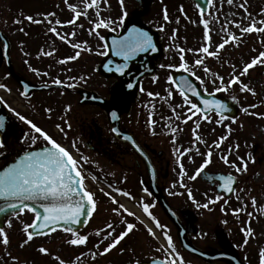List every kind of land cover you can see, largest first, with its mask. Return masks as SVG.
Returning <instances> with one entry per match:
<instances>
[{
  "label": "rangeland",
  "instance_id": "374dc122",
  "mask_svg": "<svg viewBox=\"0 0 264 264\" xmlns=\"http://www.w3.org/2000/svg\"><path fill=\"white\" fill-rule=\"evenodd\" d=\"M110 0H108L107 3H103V0H101V16L104 18H110L112 20L117 21V24L113 25V27L116 28V31L120 30V26L118 24V19L115 14L110 11L109 6ZM176 2L177 5H181L180 7L176 8L174 5ZM243 0H235V5H239ZM69 3L73 4H79L80 0H69ZM182 3V4H180ZM43 4V5H42ZM53 5L54 8H52ZM222 5V8H221ZM235 5H228L226 3V0H215V7L210 6L209 12L212 13V15H206L205 18L208 19L210 22L213 21V18L218 16L219 20L223 22V20L227 17L228 19H235V20H241L243 17V10L239 9ZM158 5L157 2L154 4L153 8H150V12L143 17V21H147L149 24H155L154 26L161 27V21H165L160 17V13L158 12ZM112 8V7H111ZM181 8H183V12H181ZM216 8H221V11L219 13L216 12ZM261 8H264V0H248V11L257 19H264V17H260L258 14L261 10ZM134 9H137L135 4H133L130 0H125L124 10L122 11V15L124 14V11L127 12V15L125 17V20L129 18L130 12H132ZM160 10V8H159ZM165 10L168 11L169 18L172 15V11L175 10V12H178V16L181 15V25H178V23L171 24V28H174V30L179 31L178 34H183L184 32H188V36L186 41L193 42V36L196 37L195 40H198V44L201 45V43H205L203 40L204 36V27L199 23L200 20V14L197 12L196 8L194 7V4L190 0H167L165 3ZM54 12L56 15L55 17L51 18L53 20V26H56L54 24L55 19H59L62 22L68 21L72 19L73 13L67 8V6L64 4L63 0H47L46 3L42 0H0V28H2L12 39L13 44V56L14 57H27L29 60V65H32V63L37 60L38 58H54L61 56L57 50L55 51V54L51 56H42L39 55L40 51H52L55 46L56 42L54 41V48H50L49 44H47L46 37H52L50 35H53L55 39L59 41V38L55 36L52 33H49L47 31L49 25L47 23L42 24H33L25 19L26 15H31L35 19H43V14ZM89 14L92 17V19H95V13L93 10H89ZM234 14V15H232ZM157 15V18L152 20V17ZM20 20L21 23L17 24L15 21ZM193 21H196V23H193ZM245 24L248 22L245 20L243 21ZM80 25H83L81 28ZM220 23L212 22L210 23V27L212 29L210 35L212 37V46L210 47L211 51H215V45L222 42V36L224 35L219 31L220 29ZM259 26V25H258ZM58 32H60L62 35L67 36V40L64 41V43L69 44L67 46H71L72 43H77L83 45V43L87 42V47L91 49L92 57L97 55V53L103 49V44L95 35H89V28L90 23L89 20L85 19L83 16L80 17V19L77 22V25L75 29H73L70 25H63V26H56ZM23 28L24 31H20V29ZM183 28V29H182ZM101 30H104L105 32L110 31L111 29H99L100 33ZM72 31L76 32V35L73 37L69 35ZM112 31V30H111ZM230 31L235 33L236 35H240L239 29H236L235 27L230 26ZM49 33V35H48ZM170 33V35H169ZM104 34V33H103ZM101 34V35H103ZM166 38L169 36L168 40H171V37L173 36L172 32L166 33ZM171 36V37H170ZM54 39V40H55ZM44 41V42H43ZM70 41V42H69ZM264 36L257 35L256 33L252 34H246L243 36L242 40L239 42V45L236 46L235 44H229L226 45L225 49L221 50L219 58H212L209 57L207 59L214 60L213 64L215 66V70H219V75L224 77V83L226 81V78L230 76L228 74L229 72H232V66L235 65V68L238 70L242 69L243 64L250 62L253 57H256L259 55L260 51H264ZM46 42V43H45ZM201 42V43H200ZM193 45V43H190ZM62 48H65L68 51V48L62 46ZM61 48V49H62ZM23 49V50H21ZM64 49V50H65ZM77 51V49H75ZM75 51V52H76ZM57 52V53H56ZM72 52V51H71ZM93 52V53H92ZM233 55H232V54ZM171 54V52H170ZM173 54V53H172ZM94 55V56H93ZM202 54L200 53H193L192 56H195V58H200ZM30 58V59H29ZM96 58H102L101 55ZM98 60V59H97ZM189 60V59H187ZM56 61V60H55ZM51 60L48 63L55 62ZM211 61V63H212ZM51 67L53 65H50ZM263 65H257L254 66L252 69L249 70V74L246 75V78L244 79V82H248L250 84V87L254 89L256 92V95H252V98H250V105H257L255 109L258 114L261 115H253L252 110H249L248 113H245L240 108L239 115L235 119V123H223L225 127L228 126L231 128V131L234 133L236 132V137L230 136L227 133L221 134L222 136H228L229 138L224 142L225 150L227 151L228 146H233L232 149L236 151V156L239 155L241 157H245L247 159V154L251 153L252 156L255 157V162H249L248 163V171L246 173L237 174L235 171L228 166L224 165L222 161L219 159V155L222 153L219 149L212 148V151L214 153L213 159L217 163V167H219V170L224 172H231L234 175H237V192L233 193V195L229 199H222L221 201L217 202L216 204H210L209 208L205 209L203 207H197L196 203L193 202V200H190L187 196V189L184 187H181L178 178H179V165L176 163V156L173 151L175 148L180 149H186L185 147L188 146V144L185 143H179L181 137V133L183 132L184 135L187 138H193L192 136V129L194 127V123H190L185 129H184V121L187 115V108L189 106H184L183 108L177 107L178 105H182L183 102L181 100L173 101V103H168V110L171 108H175V112L171 111L169 114V117L172 115L173 118L176 120V128H179L180 130L177 131L174 134L176 143L171 144V148L167 151V155H169V158L172 162V168L174 169V180L171 185V191H169V195L176 196L180 202L178 204V207L180 205H183L184 208H178L182 210H191L196 213L197 217V224L200 229V235L197 237H194L196 241L201 243L202 245H208L211 244L212 241V235L215 234L216 231H224L226 234L232 233V235L237 240L238 247L240 251V257L247 263L251 264H259V257H258V250L261 247H264V214H261L260 208L264 207V72L262 74H259L261 68ZM203 69V68H200ZM199 72V71H198ZM204 72V71H203ZM95 74V73H94ZM92 75V84L93 86L101 83L104 85L106 82L108 83V80L99 78L96 75ZM198 74V73H197ZM200 74V75H199ZM198 76L202 78V74L199 73ZM245 77V76H243ZM160 76L156 77V81H159ZM203 79V78H202ZM213 77L210 75H207L205 78V84L209 89H215V87L219 84V81L217 80L216 84L212 83ZM105 87V85H104ZM238 88V87H237ZM236 87H231L227 92H221L226 96H234L236 91L238 90ZM250 94L249 92H247ZM174 95V94H173ZM236 100L239 98L234 96ZM162 97H157L154 95V100H160ZM252 99V100H251ZM255 99V100H254ZM248 100V99H246ZM249 102V101H248ZM179 116L180 119L177 120L176 117ZM213 119V118H211ZM242 125V126H241ZM215 128H218V126H214ZM213 128H209L208 131H206L204 134H202V138L205 141L204 145H207L210 147L213 143V141H217L218 137L217 135H214L212 130ZM178 132L180 134H178ZM218 133V132H217ZM219 134V133H218ZM233 134V133H232ZM173 137V136H172ZM179 138V139H178ZM179 140V141H178ZM179 143V144H178ZM239 144V149L237 150L235 148V145ZM180 145V146H179ZM207 147V149H208ZM216 150V152H215ZM220 152V153H219ZM180 157L181 162L184 165V168L187 172V175L183 178L184 184L187 186L189 184H195L197 185V188L195 189V192L193 193L194 199L199 204L203 205L204 203L208 202L209 197H215V193L213 191H209L207 188L198 187L199 179L195 181L189 180L188 176L193 175L195 173V170L197 167H195L194 162H184V158ZM189 161V160H188ZM93 168L98 171V173H101V170L105 172L107 175V179H109L110 183L113 185H116L119 181L117 170L111 169L109 166L105 165V163L101 162L98 159H91L89 161ZM242 166V165H241ZM178 171V172H177ZM177 175V176H176ZM191 182V183H189ZM99 185L95 187V200L97 202V210L95 211L94 215L88 221V224L86 227L80 231V234L88 235L89 236V242L86 246L77 247V250H73V248H68V245L64 243L66 240V234L63 232L52 234L51 236H44L43 238L33 240L29 245H27L24 248L20 247V243L25 239V235L23 233V224L24 223H30L32 220V217L29 213L25 212L21 215L20 219L17 220L13 216L9 220L12 221V227L8 228L7 223L4 225L5 231L8 233L10 238V244L8 246H4L0 243V264H58V262L53 259V256L59 255L62 259H64L66 262L68 261V258L73 255L75 258L76 256H79L81 253H84L85 255L81 258V260L78 262V264H127L130 262L129 260L125 261L120 259V256H123L126 252L130 251L135 252V254L139 255L141 258L146 259L151 257H162L168 259L169 257L166 256L165 250L162 249L161 252L157 251L158 246L161 248L162 243V236L160 233H157L158 236L161 237V239H154L152 236H150L143 231L146 230L145 226L140 223L135 216L127 215V213H123L120 216H117L113 213L112 209L116 208L117 205L112 202L110 199V196L108 193H110L112 196L126 199L127 201H133L130 199V197L120 195L116 190L111 189V191L106 190L107 188L101 187V183L97 182ZM175 184V186H173ZM179 186V187H178ZM115 187V186H114ZM121 189V188H120ZM240 189H244L243 192L239 191ZM132 195H134V198L138 200V202L143 199L144 202L149 203L151 205V200L146 199V195H141L143 192H129ZM237 196L240 197V199H237ZM127 197V198H126ZM256 197L257 199V206L256 208H253L251 205V198ZM232 199V203L236 204V206L239 207V205L244 206L245 210L243 211V215L241 213V218L238 219L237 217H233L232 220L228 221L227 218L232 214V209L229 208V200ZM224 200H227L228 203L225 205ZM119 201V200H118ZM119 203L122 204V202L119 201ZM137 204V203H136ZM225 208V211H221V207ZM150 211L152 214L157 218V220L166 226L164 229L167 231L171 237L173 238V242L175 245L176 250L180 253V255L183 257V260L185 264H205L201 262L198 259L192 258V256H189L185 253H183L180 250L179 243L177 241V237L174 231V228H172L165 218L162 216V214L155 209L151 208ZM183 212V211H182ZM248 212H252L253 216L249 217L247 216ZM131 218L128 219V223H133L136 225V228L133 232H131L114 250H112L110 253L103 255V256H96L95 259L89 254L90 252H95L97 249L95 248V245L99 240L102 239V237H95L96 231L101 230L104 232L106 230V224L107 223H113L116 226L115 235H118L119 229L122 228V231L125 228V225L121 223V218L124 217ZM137 216V215H136ZM134 220V221H133ZM138 224H142L144 226L143 230H141V226ZM254 229L255 236L254 238L250 239V242L247 246L241 247L244 236L241 232V228L244 227L246 224H249ZM11 232V233H10ZM207 235V238L204 237L205 234ZM93 239V241H91ZM111 242L105 241L103 244H101L100 251L103 250V247L107 246V243ZM158 245V246H157ZM40 246H44L49 249L51 255H41L36 250ZM121 249H124V252L121 253ZM71 250V251H70ZM12 257H17L18 261H13ZM127 258V256H126ZM132 257H130L131 259ZM75 260V259H74ZM67 264H69L67 262Z\"/></svg>",
  "mask_w": 264,
  "mask_h": 264
},
{
  "label": "snow or ice",
  "instance_id": "6c2138e0",
  "mask_svg": "<svg viewBox=\"0 0 264 264\" xmlns=\"http://www.w3.org/2000/svg\"><path fill=\"white\" fill-rule=\"evenodd\" d=\"M64 4L67 8L73 13L72 19L68 21L62 22L59 19H55L54 24L56 26L70 25L75 29L78 20L80 17H84L89 20L90 28L89 35H95L100 41L105 40V36L100 34L99 29H111L112 31H116V28L113 25L117 24V21L112 20L110 18H104L101 16V0H80L79 4L69 3V0H63ZM108 0H103V3H107ZM122 11L124 10L125 0H119ZM207 5L215 7V0H206ZM228 5H235V0H226ZM239 9L243 10V17L241 20L228 19L227 17L221 22L219 17L216 16L213 18L212 22L220 23L219 31L223 33L222 42L215 45V51H211L210 47L212 46V37L210 35L212 29L210 27V22L205 18L206 15H212V13L205 12V8L201 6L199 3L196 5V8L200 12V20L199 23L204 27V44L196 50L188 49L189 52H198L201 55L200 58L194 61L193 66H189L187 61L185 60V49L176 46L177 51L180 53V64L176 65H161L162 68H172L177 67L178 70H183L185 73H191L192 76L195 77L197 81L200 82V86L207 91V88L204 87L205 80L200 76L196 75L195 68H203L205 74L213 77L212 83L216 84L217 80L219 84L215 87L214 92H210L209 96L214 95V93L218 92H227L233 85L239 84V91L249 92L252 95H256L254 89L250 87L249 84L243 83L241 77L249 74V70L254 66L264 65V51H260L259 55L253 57L250 62L243 64L242 69L238 70L235 68V65L232 66L233 72L231 74L230 79L227 84L224 83V77L220 76L218 73H213L209 67L205 65V57L219 58L221 50L225 49L226 45L235 44L239 45V42L242 40L243 36L246 34L256 33L257 35L264 36V19H257L248 11V0H243L239 5H235ZM222 8V5H221ZM221 8H216V12L219 13ZM89 10H93L95 13V19L89 14ZM181 12H183V8H181ZM54 12L43 14V19H35L33 16L29 15L25 17V19L33 24H42L47 23L49 25L47 31L49 33L54 34L61 41H66L67 36L62 35L58 32L57 27L53 26V20L51 18L55 17ZM127 12L124 11V14L120 16L118 24L120 27H124L125 17ZM234 15V14H232ZM260 17H264V8H261L259 14ZM164 20L168 21L169 16L167 14V10H165ZM247 21L245 24L243 21ZM15 23H21L20 20L15 21ZM196 23V21H193ZM259 25V26H258ZM230 26L239 29L240 35H236L235 33L230 31ZM82 28L83 25H80ZM163 30V29H161ZM20 31H24L23 28ZM69 35L75 36L76 32L72 31ZM173 35H175V30ZM70 42V41H69ZM264 43V41H262ZM74 49H77L75 55L67 57L65 59H61L57 61L60 64H67L69 60H76L81 55V50L91 51L89 47H87V42L85 41L83 45L72 43L71 45ZM103 48L105 50L99 51L97 54L101 56H107L109 54V50L111 54L115 57H120L124 61L123 63H113V61H109L108 64L105 65V68L110 72L120 73L121 75L125 74V69L128 68V61L134 58L138 53L144 52H156L157 46L153 41L152 35L149 32L143 30L142 28L136 27L134 24L127 29L126 34H122L119 37H113L111 41V45L109 48L108 44H104ZM23 50V49H21ZM55 52V49L52 51H43L41 50L39 55L42 56H51ZM28 64V61H25ZM30 71L35 73L36 75H47V73H40L36 68L31 67L29 65ZM83 79V77H81ZM156 79L155 77L153 78ZM168 81L171 85H174V91L178 92L179 95L183 98V104L178 105L177 107L183 108L184 106H189L187 108V115L184 123L187 124L188 121L192 120L193 117H196L197 120L210 121L211 116L209 113L215 111L218 119L215 121L217 124H221L225 119L223 115L224 112L229 111L228 105L223 103L221 100L217 99H203L201 97V92L197 90V87L186 77L180 76L178 80L174 79L171 75L168 76ZM54 84H62L63 82L59 79H55L52 81ZM72 86V85H69ZM135 86L133 82H128L126 87L132 89ZM6 88V85L0 83V89ZM27 88V86H25ZM7 91H11V89H6ZM143 91V88L140 89ZM188 93L191 94V98ZM21 96H25L27 94L26 91H22ZM173 94V89H169L168 98L170 99ZM150 97L159 96V93L153 94L151 92L148 93ZM201 97L199 100V104L197 102H193V98ZM235 100V97H231ZM3 98L0 97V103H3ZM202 105L203 107H201ZM155 106L153 105V108ZM251 108H256L257 105L253 104L250 106ZM10 108V106H9ZM12 112L21 120L26 122L30 126V132L25 133L23 139L25 141H30L32 145H36L38 140L43 139L45 141L46 146L39 148L37 151H25L22 155H20L13 163L4 166L0 169V201H3V204L0 205V213L10 212L15 219L19 220L21 215L27 212L34 213L35 218L31 223L23 224V233L25 235V239L20 243V247L24 248L29 245L34 238L36 237H44L51 236L58 229L68 234L71 238L66 239L64 241L68 246L81 247L86 246L89 242V236L80 234L77 225L81 223H87L88 220H83L82 217H87L90 219L95 211L97 210V202L95 200V194L88 190L86 184V175L83 171V163H87V160L82 156H74L73 153L69 150L68 147L60 144L56 139H54L47 131L39 127L32 120H28L26 117L21 115L19 112H16L15 109H11ZM175 112V108L171 109ZM47 112H51V109H46ZM242 111L245 113L249 112L248 108H243ZM253 115H261L258 113H252ZM112 117L117 118V114L115 112L112 113ZM177 120L180 119L179 116L176 117ZM5 120L6 118L0 115V131L5 129ZM235 123V119H233ZM148 126L150 129H154L156 125V121L153 119V112H149L148 116ZM70 126V125H69ZM242 126V125H241ZM166 127L170 129L173 134V143H176L174 134L179 131V128L172 127L171 124H167ZM201 125L199 123L194 124L192 129L193 136V147L198 145L199 143H205L202 136L199 135V129ZM56 128L63 132V129L60 125H56ZM111 131L113 133H118L117 128H112ZM231 129H229L230 133ZM32 133H35L33 135ZM153 134L155 132L153 131ZM126 140H133L132 137H124ZM229 137L222 136L217 141H213L212 145L208 147L206 153H200L198 147H195V152L198 155L203 156V162L200 166L195 170L193 175L188 176L189 180L195 181L197 177L207 168L208 165L212 163V157L214 155L212 148L220 149L224 142ZM4 147V141L0 139V148ZM72 148H75V141L73 142ZM138 150L139 146L137 145ZM231 145L228 146L226 152H222L219 155V159L222 163L229 168L233 169L235 173L242 174L248 171V163L255 162V157L252 156L251 153L247 154V159L245 157H241L237 155V159L240 161L238 165L234 161H230L229 156L232 153ZM239 144L235 145V148L239 149ZM176 156V163L179 165V178L178 182L181 187L187 189V196L190 200H193L196 203L197 207H203L205 209L209 208L210 204H216L221 201L223 197L221 195H216L214 198L209 197L208 202L203 205L199 204L195 201L193 192L191 188H188L186 184L183 182V178L187 175V172L184 168L183 163L180 160L181 156L188 155L189 159H191L190 153L193 151V148L188 149H173ZM242 165V166H241ZM93 179H96L93 177ZM209 181L215 183L216 181L212 176L208 177ZM238 177L237 175H233L231 172L220 175L218 177L219 188L222 189L226 193H235L237 189L234 187L235 183H237ZM175 186V184L173 185ZM120 195L131 197V194L128 192H124L120 189L116 190ZM239 191L243 192L244 189H240ZM145 194H148V190L144 189ZM110 199L114 204L117 205L116 208L112 209L113 213L117 216L122 215L123 213H127V215L135 216L137 220H140L141 223L145 224V228L150 236L154 239H161L160 236L157 235L155 229H160L162 233V243L161 248L157 249L160 251L161 249L165 250L166 256L169 258L166 260H156L152 259L151 264H185L183 257L176 250L173 238L171 235L165 231V225L161 224L157 218L150 211L152 205L146 203L141 199L138 202V206L142 208V211L149 220L154 222V227L149 225L145 220H142L139 216H136V213L130 211L126 205L119 203L115 196H112L108 193ZM239 200L240 197L237 196ZM35 203H38L39 208L42 211H37L34 206ZM228 203L227 200H224V204ZM256 197L251 198V205L253 208L257 206ZM245 209L243 206L237 209L232 210V214L238 216ZM221 211H225V208L222 206ZM261 214H264V207L260 208ZM247 216L252 217L253 213L248 212ZM121 223L125 225L123 231L119 233V235H115V225L113 223L106 224V233L101 230L96 231L95 235L97 237H102L101 240L97 242L95 248L97 251L90 252L89 254L95 259L96 256H103L110 253L114 250L131 232H133L136 228V225L133 223H128L126 220H122ZM3 224V221H0V225ZM7 227H12V221H7ZM241 232L243 233L244 240L241 247H245L249 244L250 239L254 238L255 233L254 229L249 224H246L241 228ZM111 241L107 243L106 247H103V250L100 251L101 244L105 241ZM0 243L4 246H8L10 244V238L8 233L5 231L3 226H0ZM166 245V248H165ZM38 251L45 255H51L48 248L44 246H40ZM124 252V249H121V253ZM84 253H81L79 256L75 257V261L73 264H78L81 258L84 256ZM259 264H264V247L259 248L258 250ZM13 261H18L17 257H12ZM58 264H67V262L61 258L59 255L53 256ZM135 264H140V261H135Z\"/></svg>",
  "mask_w": 264,
  "mask_h": 264
},
{
  "label": "flooded vegetation",
  "instance_id": "af4514ba",
  "mask_svg": "<svg viewBox=\"0 0 264 264\" xmlns=\"http://www.w3.org/2000/svg\"><path fill=\"white\" fill-rule=\"evenodd\" d=\"M47 44L51 48L55 46L53 42H47ZM54 49H60V46L56 45ZM62 53L63 56L51 59L40 58L39 63L34 66L40 73H47V75H36L30 71L29 64L25 63L24 57H14L12 44L7 62L6 58H2L1 55L0 83L6 85V88L0 89V94L10 93V96L3 101L12 117L14 127L0 138L4 139L5 146L0 151V163L5 164L19 153L31 148L46 146L43 139L38 140L36 145H32L30 141L23 139L24 134L30 132V126L21 121L10 110L11 108L47 131L60 144L68 147L74 156H82L87 161L92 156H96L105 165L116 169L121 178L122 186L131 189L137 188V191L147 189L149 192L147 164L143 157L131 145L113 137L104 114L94 108L91 102L78 103L79 89L95 90L100 95H108L107 82L105 83L107 85L104 84L105 87L101 83L95 86L91 85L94 68L91 51L84 50L78 59L69 60L67 64L57 63V61L65 59L69 57L68 54H71ZM51 60L56 61L48 63ZM9 65L14 69L19 80L48 85L59 78L64 86L33 91L22 97L20 93L23 89H21L19 80H16L9 72ZM164 69L162 68L160 71L162 72ZM162 73L164 74V72ZM99 78L109 80V78ZM153 78L146 77L142 80L143 91L140 90L142 98L138 103H135L132 118L122 117L121 127L134 136L138 146L142 148L154 167L157 186L164 193L166 199L171 202L174 199L173 196L169 195L173 181V168L167 151L171 148L173 137L170 129L166 127L167 124H170L171 109L168 110V103H171V98L165 96L164 99L160 100L161 104H157L154 96L148 95L149 92L156 94L157 91V82ZM160 85L165 86L164 92L167 94L170 86L162 82ZM6 89H11V91ZM13 98L21 101V111L16 110L13 105ZM46 109H51V112H47ZM149 112H153V119L157 122L154 129H150L147 123ZM56 125H60L63 132L59 131ZM32 134L35 135V133ZM74 141L75 148H72ZM82 166L85 169V165ZM155 204L157 205L156 201ZM225 262L227 261L213 264H226Z\"/></svg>",
  "mask_w": 264,
  "mask_h": 264
},
{
  "label": "water",
  "instance_id": "95a60500",
  "mask_svg": "<svg viewBox=\"0 0 264 264\" xmlns=\"http://www.w3.org/2000/svg\"><path fill=\"white\" fill-rule=\"evenodd\" d=\"M142 7H143V11H145L151 4L152 0H136ZM197 2V4L199 3L201 6H203L205 9L207 7V3L206 0H195ZM135 25L138 28H142L143 30L151 33L153 40L157 43L158 46V39L156 38V35L153 33L152 30L149 29H144L143 25L137 20V19H132L130 21L127 22L125 28H124V32H127V29L129 27H131L132 25ZM126 34V33H124ZM112 36V35H110ZM110 36L107 38L109 45H111V40L112 38H110ZM119 37V36H118ZM153 58H147L146 59V63L149 61L151 62ZM123 60H120L119 63H123ZM136 61H135V57L132 58L131 60L128 61V68L125 69V74L121 75L119 73V75L116 74L117 77V81L115 83H113V86L111 88L112 94L110 96V98L108 100L102 99L100 97H98L95 93H92V95H90V99H92L99 107H101L106 115L107 118L109 120L110 123V127L112 128H117L119 131L116 134V137L120 138V139H124L126 140L124 137H130L127 133H124L120 130L119 127V121H120V115L123 114V112H127L129 110L131 101L135 99L136 97V86L139 83L140 78L142 77L141 74H139L138 69L135 68ZM128 82H133L135 84V86L132 89H129L126 87V84ZM203 99H211L210 96H206L203 97L201 96ZM201 97H198L197 99L200 100ZM221 100L223 103H225L226 105H228L229 107V111L224 112V115H227L229 117H233L236 114V107L235 105L230 101V100H225V99H218ZM115 112L117 114V118H113L112 117V113ZM0 115L4 116L6 118L5 120V129H8L10 122L8 121V116L6 111L1 107L0 105ZM5 130L0 131L1 133H4ZM201 178L204 179L205 181H208L212 184V181L208 180L209 176H212L214 180L218 181V177L221 174H207L205 172H202L201 174ZM219 182V181H218ZM222 190V189H221ZM226 193V192H225ZM229 193H226V195ZM157 197L159 199V202L162 206V208L164 209L165 213L167 214V216L172 220V222L176 225V227L178 228V235L181 241V244L183 246L184 249H186L187 251L191 252L192 254H195L203 259L206 260H212V259H217L218 257L222 256L221 254H217V253H207L205 251L199 250L195 247H191L187 244L186 240L187 238L185 237L186 231L184 230V228H182L183 226L180 224L178 217L175 215V213L172 211L171 208H169V205L166 203V201L164 200V198L162 197L161 194H157ZM3 204V201H0V205ZM34 206L36 207L37 211H42L39 208L38 203H35ZM10 214V212H3L0 213V221H3L4 217L6 215ZM82 221L86 220L87 217H82L81 218ZM188 222H189V226L187 227L189 229V231H196V229L193 226V218L190 217V215H188ZM85 223H81L79 225H77L76 227L79 229L81 228ZM2 226V225H0ZM219 238V243L222 247V250L226 253L232 254V256L230 257L231 260V264H241L238 261V257L236 252L234 251V249L231 247V245L229 244V242L225 239L224 235L222 234H218L217 236ZM152 260L150 262L147 263H141V264H151Z\"/></svg>",
  "mask_w": 264,
  "mask_h": 264
},
{
  "label": "bare ground",
  "instance_id": "6f19581e",
  "mask_svg": "<svg viewBox=\"0 0 264 264\" xmlns=\"http://www.w3.org/2000/svg\"><path fill=\"white\" fill-rule=\"evenodd\" d=\"M124 201V205L127 206V208L130 210V211H135V212H139L138 209L133 206L131 203L127 202L126 200H123Z\"/></svg>",
  "mask_w": 264,
  "mask_h": 264
}]
</instances>
